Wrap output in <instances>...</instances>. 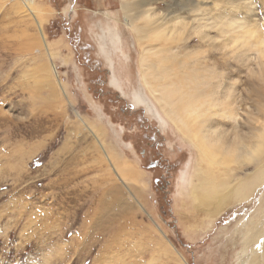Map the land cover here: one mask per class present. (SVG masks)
Segmentation results:
<instances>
[{
	"label": "rangeland",
	"instance_id": "1",
	"mask_svg": "<svg viewBox=\"0 0 264 264\" xmlns=\"http://www.w3.org/2000/svg\"><path fill=\"white\" fill-rule=\"evenodd\" d=\"M257 26L264 0H0V264H264ZM192 75L232 110L189 111Z\"/></svg>",
	"mask_w": 264,
	"mask_h": 264
},
{
	"label": "bare ground",
	"instance_id": "2",
	"mask_svg": "<svg viewBox=\"0 0 264 264\" xmlns=\"http://www.w3.org/2000/svg\"><path fill=\"white\" fill-rule=\"evenodd\" d=\"M26 4H27V8L34 14L35 10L28 3H26ZM233 23H235V21L231 20V21H228L227 23L223 24L222 25V31L224 32L225 28L231 29V25ZM38 24H39V26L41 28V25H40L39 22H38ZM254 35H255V39H256L257 51L259 52L260 58L263 60L262 67H263V72H264V29L261 31L260 26L247 29V34L243 35V33H242V34L236 35L235 40L233 39V43L234 42L236 43L240 39L243 40L245 38V41H247V44H248L249 43L248 42L249 38L254 36ZM160 74L162 75V71H161ZM197 77L198 76H196V75H192L191 76V80H192V83H193V85H191V88H192L193 92H192V94L189 95V97H195V98L197 97L198 98L197 100L200 103H199L197 109H196V103H194L195 105L190 103L189 105H187V107L189 108L188 109L189 111H193L198 116H201L207 110L218 108L219 106H223L225 103L223 101H221V100L218 101L219 103L216 100H210L211 97L209 98V96H211L214 93V90H212V89L206 90V88L208 86H210V84H211L210 83V81H211L210 78H205L206 80H203V78H202V80L199 79V81H197ZM111 84L113 85V87L118 89V91H120V92L122 91L120 89L121 86L118 83L117 78L115 76L112 79ZM177 87H179L181 89L180 86H177ZM177 87H176L175 90L179 91L180 89L177 88ZM63 91H64V89H63ZM172 93H173V90H169V91H165V93L163 94V97L166 98L167 102L171 101V94ZM131 97H132V105L133 106L140 107V108L141 107L142 108L143 107H150L149 102L144 98V96L141 93L135 92V93H133V95ZM206 97L208 98L207 100L205 99ZM171 103H173V101H171ZM224 109L225 110L228 109V111L232 110V108H229V106H225ZM172 110L176 111V109H174V108ZM235 115H236V113L233 114V112H232V114L230 116L234 117ZM208 131H210L212 133L208 134ZM208 131L202 130L201 131L202 132L201 133V137H198V139L200 140L201 138H207L210 141L211 144H214L215 142L218 143L220 141V136H221L220 133L217 134L218 130L209 129ZM215 135H216V137L213 138V136H215ZM237 138H239V137H237ZM210 143L208 141H205L203 144H209L210 145ZM240 145H241V142H240V138H239L236 141V145H235V150L236 151H241V146ZM221 201H222V197L219 198V202H221ZM218 211H220V209H218Z\"/></svg>",
	"mask_w": 264,
	"mask_h": 264
}]
</instances>
